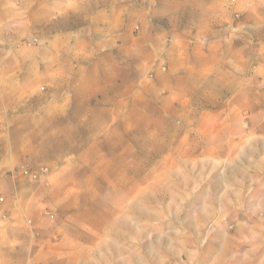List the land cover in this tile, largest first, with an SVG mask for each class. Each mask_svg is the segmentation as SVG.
<instances>
[{
	"label": "rangeland",
	"instance_id": "obj_1",
	"mask_svg": "<svg viewBox=\"0 0 264 264\" xmlns=\"http://www.w3.org/2000/svg\"><path fill=\"white\" fill-rule=\"evenodd\" d=\"M0 91V264H264V0H0Z\"/></svg>",
	"mask_w": 264,
	"mask_h": 264
},
{
	"label": "crops",
	"instance_id": "obj_2",
	"mask_svg": "<svg viewBox=\"0 0 264 264\" xmlns=\"http://www.w3.org/2000/svg\"><path fill=\"white\" fill-rule=\"evenodd\" d=\"M0 96H2V98L5 96L3 91H0ZM4 98L6 99V97H4ZM6 101H11V100H6ZM4 117L5 116L0 115V180H2L3 177H5V173H7V170L9 168H11V166H13V164H12L13 161L10 160L11 154H9L8 152H10L12 149H16L17 147H20L19 144H21L17 140L16 142L18 143V145L17 144L14 145L12 143V141H10V138H8V134L10 135L11 132L12 133H14V132L20 133V132L18 131V129H11L9 127V125H7V122L4 120ZM44 132H45V130H43V129L40 131V133H44ZM52 141H54L56 146H53V147H55V149H56L58 146L57 143H59V140L56 136L50 137V139H48V138L46 139V138L42 137L36 146L32 145V143H33L32 140L30 142L24 141L23 146L27 150L33 149V150L40 151V152H42V151L47 152V150L51 149V147H52V144H53ZM38 155H39V153H38Z\"/></svg>",
	"mask_w": 264,
	"mask_h": 264
}]
</instances>
